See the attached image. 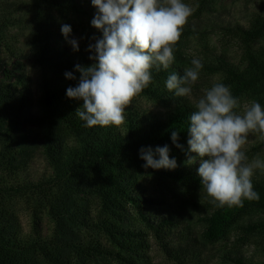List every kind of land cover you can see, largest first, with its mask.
<instances>
[{"label": "trees", "instance_id": "1", "mask_svg": "<svg viewBox=\"0 0 264 264\" xmlns=\"http://www.w3.org/2000/svg\"><path fill=\"white\" fill-rule=\"evenodd\" d=\"M91 19V8L81 0H29L24 9L0 0V264H151V238L173 264H197L199 247L221 244L236 230L247 240L259 238L261 255L251 261L234 248V255L224 256L233 264H264V175L252 177L258 201L218 206L212 197L201 200L206 191L198 167L187 163L196 156L187 144L188 118L195 105L187 96L169 92L165 81L169 74L182 75L192 67L194 57L185 48L188 35L173 45L169 68L151 70L152 82L135 96L159 111L128 106L120 126L89 128L75 113L82 101L66 96L67 87L77 81L64 73L74 71L76 64L93 63L86 48L95 43L92 37L102 34ZM62 24L75 26L87 53L68 48L59 31ZM20 30H26L25 46L39 68L35 98L22 65L14 61L12 67L7 61L21 55L11 45ZM225 30L239 45L238 61L209 48V56L195 58L202 62L200 71L217 76L238 100L247 97L264 108V0L247 25ZM74 75L79 77L78 72ZM172 131H178L181 148L173 143ZM164 145L177 167L143 168L139 149ZM36 150L48 170L31 179L25 173ZM145 180L153 181L160 193L147 194ZM167 193H181L185 204L201 213L199 230L187 238L190 242L171 239L179 225L177 211L176 218L156 213ZM22 207L30 217L27 232L19 219ZM44 216L50 223L48 233L41 228Z\"/></svg>", "mask_w": 264, "mask_h": 264}, {"label": "clouds", "instance_id": "2", "mask_svg": "<svg viewBox=\"0 0 264 264\" xmlns=\"http://www.w3.org/2000/svg\"><path fill=\"white\" fill-rule=\"evenodd\" d=\"M91 5L96 9L91 26L102 35L92 37L95 43L86 48L93 63L76 64L74 71L64 73L66 79L77 81L67 87L66 96L82 101L75 113L86 127H118L125 122V109L133 98L152 82L151 70H166L173 63V45L193 9L182 0H91ZM60 31L73 51H79L71 26L62 24ZM191 64L182 75L173 72L166 78V89L176 97L191 95L198 80L202 62L194 58ZM237 106L230 87L216 83L204 91L188 118V152L196 156L187 163L200 158L197 176L218 206H243L244 199L260 198L252 177L255 169L264 170V160L257 156L248 162L241 148L250 132L259 133L258 139L264 141V108L256 100L249 101L242 112L234 110ZM171 139L177 148L182 147L176 143L178 131L171 132ZM139 157L145 169L177 167L167 145L141 147Z\"/></svg>", "mask_w": 264, "mask_h": 264}, {"label": "rangeland", "instance_id": "3", "mask_svg": "<svg viewBox=\"0 0 264 264\" xmlns=\"http://www.w3.org/2000/svg\"><path fill=\"white\" fill-rule=\"evenodd\" d=\"M12 1L15 4V8H25V5L29 0H6ZM87 8H91L92 18L96 12V9L91 5V0H81ZM183 3L189 5L193 9L192 15L188 17L187 23L182 29L181 36H187L185 40V48L188 55L197 58L209 56V48L213 49L216 53L224 52L231 60L237 62L239 59V45L234 38L227 35L225 30L229 25L242 24L247 25V22L251 15L260 9L262 0H182ZM207 3L209 5L207 6ZM14 6V5H12ZM21 13H14V15H20ZM92 20V19H91ZM90 20V21H91ZM78 23L75 22L74 25ZM72 37L77 38L79 43V51L86 52L83 46V40L80 36V32L76 30L75 26L72 27ZM79 28V27H78ZM77 28V29H78ZM60 31V29H59ZM15 33V30L11 31ZM26 30H20V36L16 35L15 40L11 41V45L16 50L20 51L21 55H16L7 59L9 64L14 67L17 65L14 61H18L22 65L23 71L30 77L31 89L33 97H37V82L39 79V68L37 64L30 57L27 48L25 46L26 39L23 36ZM68 44V43H67ZM68 48L73 51L72 47L68 44ZM87 53V52H86ZM11 68L10 65L7 67ZM219 83L218 77L210 75L204 71H199L198 80L192 85L191 95L187 98L194 105L199 98L202 97L206 89L211 88L214 84ZM250 100L245 97L238 100V106L234 109L237 112H242L244 107ZM129 106H140L143 110L159 111V107L146 101L145 99L134 97ZM33 129H29L28 132L33 135L34 139H37ZM259 133L250 132L248 134V142L241 148L248 158V162H251L253 158L259 157L264 160V141L258 139ZM199 157L190 163L192 167H199ZM48 167L43 159L39 150L33 155V158L28 166L26 175L31 179H36L46 173ZM264 175V170L255 169L253 177H261ZM144 186L147 190V194L156 196L160 193L157 185L151 180H145ZM177 196L172 193L164 195L165 201L160 205H157L156 213L161 216L171 215L177 218L179 221L178 227L175 229L174 235L171 239L181 242H186L193 234V229L199 230V214L198 207L186 205L182 194ZM211 198V197H210ZM207 194H204L201 200L210 199ZM19 219L22 228L25 232L30 230V217L25 209L22 207L19 213ZM41 228L43 233H48L50 230V223L44 216L41 222ZM242 230L234 231L230 238L221 244L207 245L205 247H199V256L197 264H233L230 259L224 254H235V249L238 248L239 252L248 260L257 261L261 255L260 239L253 237L247 238ZM188 238V239H187ZM149 255L151 264H173L172 261L162 252L157 240L151 238ZM227 259H225V258ZM116 264V263H111Z\"/></svg>", "mask_w": 264, "mask_h": 264}]
</instances>
